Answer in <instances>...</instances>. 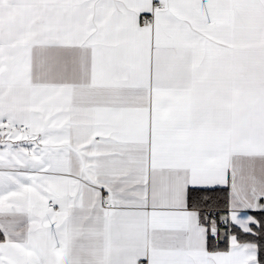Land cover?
Segmentation results:
<instances>
[{
    "label": "snow or ice",
    "instance_id": "1",
    "mask_svg": "<svg viewBox=\"0 0 264 264\" xmlns=\"http://www.w3.org/2000/svg\"><path fill=\"white\" fill-rule=\"evenodd\" d=\"M0 264H264V0H0Z\"/></svg>",
    "mask_w": 264,
    "mask_h": 264
}]
</instances>
